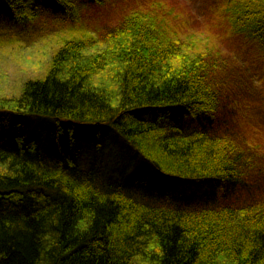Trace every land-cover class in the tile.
<instances>
[{"label": "trees", "instance_id": "trees-1", "mask_svg": "<svg viewBox=\"0 0 264 264\" xmlns=\"http://www.w3.org/2000/svg\"><path fill=\"white\" fill-rule=\"evenodd\" d=\"M216 1L264 57V0ZM108 2L0 0V16L26 24L50 8L74 21ZM165 8L73 28L41 78L0 96V264H264V164L232 119L249 81L212 44L179 36ZM86 128L115 134L167 183L142 178L140 196L113 170L83 167L60 140Z\"/></svg>", "mask_w": 264, "mask_h": 264}, {"label": "rangeland", "instance_id": "rangeland-1", "mask_svg": "<svg viewBox=\"0 0 264 264\" xmlns=\"http://www.w3.org/2000/svg\"><path fill=\"white\" fill-rule=\"evenodd\" d=\"M154 2L166 5L165 9L174 10L175 20L179 25L175 28L179 30V36L184 38L193 35L192 38H197L196 40L203 39L212 44L224 55L230 71L235 70V73L233 71L232 73L233 77L237 75V81L242 80L245 83L247 78L249 84L245 83L243 87L239 84L241 98L232 119L234 123L238 121L236 125L238 131L248 134L251 142L258 146V155L264 164V57L250 45L243 44L225 27L227 22H223V13L217 11L221 1L109 0L107 4L94 6L88 12L82 10L79 12V18L74 21L68 20L62 14H55L49 8V10L42 9L35 20L17 25L9 22L2 15L0 16V96L18 94L25 81L41 78L47 70L53 48L57 47L61 39H64V35L70 33L73 28H83L93 34L97 30L114 25L115 21L129 10ZM211 7L216 8L211 9ZM39 126L42 125H34L30 132L32 131V136H36L34 138L38 142H40L38 138L41 137L43 145L48 147L53 139L46 137V133L40 136L41 133H37ZM44 128H47L46 125ZM91 128L82 129L76 135L73 144L67 137L60 140L65 147L70 146L69 150L73 146L74 157L78 155V162L83 167L96 162L97 165L106 167L108 171L113 170L116 179L128 183V192L136 195H140L139 193L143 191L140 188L142 178H151L161 186L167 183L165 180L159 181L153 170L143 168L140 160L115 134H103L96 138L95 131ZM59 138L60 136L56 137V141ZM28 139H32L30 134ZM181 185L182 183H179L178 187ZM170 186L167 185L168 189L173 190ZM235 193L240 201L249 199L244 191ZM260 193L262 192H258L257 195Z\"/></svg>", "mask_w": 264, "mask_h": 264}]
</instances>
